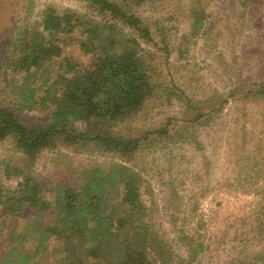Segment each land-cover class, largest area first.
Here are the masks:
<instances>
[{
  "label": "rangeland",
  "instance_id": "374dc122",
  "mask_svg": "<svg viewBox=\"0 0 264 264\" xmlns=\"http://www.w3.org/2000/svg\"><path fill=\"white\" fill-rule=\"evenodd\" d=\"M112 1L134 13L152 36L140 38L150 96L137 113L104 126L142 138L125 163L139 175L142 207L135 224L149 252L145 263L264 264V0ZM50 7L70 9L87 23L117 22L91 0H0V104L27 125L45 124L47 113L12 94L8 84L20 76L5 60L18 31L44 30L42 13ZM196 19L203 25L196 27ZM84 36L80 28L57 34L62 55L51 67L58 68L64 55L81 69L90 65L93 54L80 45ZM72 128L88 133L103 127L76 120ZM24 159L14 138L0 140L4 186L24 180ZM122 159L94 140L69 143L61 136L39 152L30 171L48 189L59 181L82 185L93 167L109 169ZM44 195L54 199L52 190ZM11 220L0 217V254L11 229L17 237L25 226L23 216L9 227ZM63 255L52 236L35 261L59 264Z\"/></svg>",
  "mask_w": 264,
  "mask_h": 264
},
{
  "label": "trees",
  "instance_id": "16d2710c",
  "mask_svg": "<svg viewBox=\"0 0 264 264\" xmlns=\"http://www.w3.org/2000/svg\"><path fill=\"white\" fill-rule=\"evenodd\" d=\"M91 2L117 22L87 23L70 9L50 7L42 13L43 31H18L9 43L12 51L5 61L20 76L8 84L12 94L25 107L45 111L47 116L43 125H27L0 104V140L15 139L25 156L20 169L26 174L14 187L0 182V217L11 216L9 227L19 216L25 219L20 235L14 237L16 230L11 229L0 264H37L35 259L52 236L62 243L59 264H146L149 252L139 236L142 228L136 230L140 225L135 224L142 207L139 175L125 163L142 138L123 137L104 126L137 113L150 96L149 63L140 38L152 41V36L119 3ZM195 25L202 26L203 20L196 19ZM77 28L85 34L81 48L93 54L91 64L81 69L64 55L58 68H52L50 62L62 55L55 36ZM76 120H93L103 128L75 132L71 127ZM61 136L69 143L94 140L123 159L109 169L93 167L82 185L59 181L48 189L49 184L30 169L39 152ZM46 190L54 192L53 200L45 197ZM28 240L32 246L26 244Z\"/></svg>",
  "mask_w": 264,
  "mask_h": 264
}]
</instances>
